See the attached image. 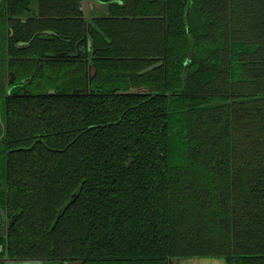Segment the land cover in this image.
<instances>
[{
  "label": "trees",
  "instance_id": "obj_1",
  "mask_svg": "<svg viewBox=\"0 0 264 264\" xmlns=\"http://www.w3.org/2000/svg\"><path fill=\"white\" fill-rule=\"evenodd\" d=\"M78 1L41 0L33 32L69 39L37 36L33 54L75 49L87 30ZM128 1L144 17H102L91 32L100 92L78 90L89 82L85 46L80 58H33V94L10 97L21 148L7 178L33 203L13 234L38 254L102 264L170 254L264 264V0Z\"/></svg>",
  "mask_w": 264,
  "mask_h": 264
},
{
  "label": "flooded vegetation",
  "instance_id": "obj_2",
  "mask_svg": "<svg viewBox=\"0 0 264 264\" xmlns=\"http://www.w3.org/2000/svg\"><path fill=\"white\" fill-rule=\"evenodd\" d=\"M195 1L199 7L200 3L197 0ZM128 2V0H91L93 6L96 4L101 5L102 8L97 10L96 8L89 7L88 0H79L78 6L82 11V16L87 22L85 36L81 38V41H77L74 50L52 49L46 50L43 55H40L37 53L33 54V41L37 36L49 39L55 36L65 37L60 34L58 29L51 27L33 32V27L31 26L33 24H31L32 22L29 20L45 17V15L42 14L41 0H30V2L19 11H13L11 9V0H0V264H102L100 256L92 257L81 255L69 257L38 254L35 249H33V241L28 236L13 234V226L18 220L33 218V203L20 200V194L13 191L14 187L11 183L9 186L7 178L9 175V160H12L15 152L21 148L20 137H13L10 129L9 101L11 96L33 94V58L39 60L40 65L44 64V60L52 58H80L81 50L85 46L88 55L81 58L87 63L89 82L87 86H80L78 90L82 91V93L100 92V82H96V87H93L91 83V79L97 74L95 62L96 58L99 56L96 54L91 32L94 28H98L97 19L102 17H144L143 14L136 15L126 12L125 8L129 4ZM187 4L186 6L189 7V0ZM25 16H28V18L23 19ZM61 16L62 15L55 14L48 17L59 18ZM19 21L27 24L31 22L27 26L29 30L26 31L25 35H21V29H23V27L19 24ZM204 28L205 25H202L201 30L203 31ZM47 29H52L55 32L45 33L44 31ZM187 37L190 39L188 34ZM65 39L69 38L65 37ZM202 44L201 46L205 47L203 48L204 50L210 49V44L208 42ZM156 57L159 60L157 64L165 60L164 56ZM184 62L189 65V56L184 59ZM29 64L31 67L27 66ZM94 66L96 67L95 70ZM186 71L188 72L187 69ZM143 86L149 89L147 85L139 87ZM46 93L51 94L60 92L57 88L52 87ZM176 128L180 130L182 127L178 124ZM11 172H14L13 168H11ZM16 172H20V170L17 169ZM18 188H22V186ZM31 195L33 196V194ZM180 256L184 255H168L166 264H173V257ZM189 257H191V255H189ZM226 257L228 259V264H237L235 260H232L228 256ZM52 261H60V263ZM152 263L162 264L161 262H157L156 259Z\"/></svg>",
  "mask_w": 264,
  "mask_h": 264
},
{
  "label": "water",
  "instance_id": "obj_3",
  "mask_svg": "<svg viewBox=\"0 0 264 264\" xmlns=\"http://www.w3.org/2000/svg\"><path fill=\"white\" fill-rule=\"evenodd\" d=\"M28 16H25L23 17V19H27ZM45 33H54L55 31L52 30V29H47L44 31ZM96 69V67L94 66V70ZM120 92H128V93H138V92H148L149 89L145 86L143 87H132L128 90H124V89H121L119 90ZM210 256H221V255H210ZM191 257H194V256H191ZM225 257L224 258H221V257H214L215 258V261L214 263L216 262H219L220 264H228V259L226 256H223ZM190 260V257L189 256H180V257H173V261L172 263L173 264H194L193 262L189 261ZM52 262H55V263H60V261H52ZM41 263V262H39Z\"/></svg>",
  "mask_w": 264,
  "mask_h": 264
},
{
  "label": "rangeland",
  "instance_id": "obj_4",
  "mask_svg": "<svg viewBox=\"0 0 264 264\" xmlns=\"http://www.w3.org/2000/svg\"><path fill=\"white\" fill-rule=\"evenodd\" d=\"M214 257H221L225 259V257L223 256L203 255V256L190 257L189 261L193 262L194 264H220L219 262L214 263L215 261Z\"/></svg>",
  "mask_w": 264,
  "mask_h": 264
},
{
  "label": "crops",
  "instance_id": "obj_5",
  "mask_svg": "<svg viewBox=\"0 0 264 264\" xmlns=\"http://www.w3.org/2000/svg\"><path fill=\"white\" fill-rule=\"evenodd\" d=\"M88 2H89L88 5H89L90 8L93 7V8H96L97 10H100V8H102L101 5H97V4L95 6H93L92 3H91V0H88Z\"/></svg>",
  "mask_w": 264,
  "mask_h": 264
}]
</instances>
